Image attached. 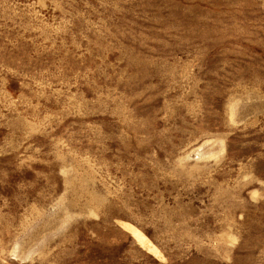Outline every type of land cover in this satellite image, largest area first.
Here are the masks:
<instances>
[{"label":"rangeland","instance_id":"obj_1","mask_svg":"<svg viewBox=\"0 0 264 264\" xmlns=\"http://www.w3.org/2000/svg\"><path fill=\"white\" fill-rule=\"evenodd\" d=\"M0 264H264V0H0Z\"/></svg>","mask_w":264,"mask_h":264}]
</instances>
